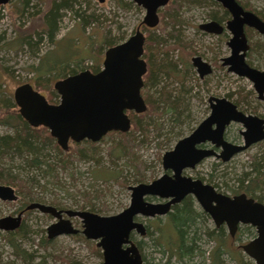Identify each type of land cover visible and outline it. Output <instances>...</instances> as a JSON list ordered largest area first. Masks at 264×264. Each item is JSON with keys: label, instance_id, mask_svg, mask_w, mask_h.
<instances>
[{"label": "rangeland", "instance_id": "374dc122", "mask_svg": "<svg viewBox=\"0 0 264 264\" xmlns=\"http://www.w3.org/2000/svg\"><path fill=\"white\" fill-rule=\"evenodd\" d=\"M51 1L59 2V0H26L31 9L28 10V15L24 13L22 16L17 10L20 0H11L5 6H0V102H7L1 104L0 115L3 111L10 110V103H14L12 93L20 85L28 83L45 97L52 93L56 94L53 89V84L57 81L54 66L81 63V67L84 68L100 64L101 69L106 50V45L103 43L105 36L113 43L119 41L121 36L127 39L144 16V10L129 0H105L102 4L96 0H78L73 10L60 11L59 30L53 43H48L44 37L32 51L27 47L20 49L16 41L18 40L17 32L28 34L36 28L40 29L42 14L32 15L30 18V12L44 11ZM241 1L253 11L264 16L262 0ZM202 2L204 3L200 5H183L180 11L183 22L182 39L190 42L191 48L196 51V56H200L212 65V74L200 80L193 68H188L185 73L187 57L176 50L172 53L173 60L177 64L176 72L169 79H162L164 81L162 83L168 85V89L180 91L182 101L180 124L171 130L168 121L169 114L166 118L153 116L152 124L149 123L150 126L164 123V129L159 132V135H151L147 142L138 149H133V152L128 155L122 154L119 148L114 146V143L118 141L117 136L106 135L96 143L94 148L96 155L93 159L77 160L67 171L56 169L52 177L43 175L21 158H0V167L17 176V179L24 180L33 195L32 201H23L22 194L18 195L17 202L0 201V218L12 216L24 202L45 205L55 203L61 210L74 211H88L90 207L86 203H89L92 211L100 216L120 213L129 204L128 188L140 183H150L160 177L164 172L161 167L162 155L172 150L180 139L187 137L208 116L207 99L210 96L226 98L227 94L233 93L231 101L234 102L238 99L237 94L246 93L247 103L241 104L240 110L264 119V101L257 100L250 83L244 78L228 73L225 68L219 67L220 59L229 55V49L226 47L229 34L213 36L198 30L199 24L210 20L209 14L214 12L218 15L220 12L214 0H203ZM75 10L78 12L75 13ZM92 14L98 17V21L83 23V18ZM251 41L264 44V37L253 32ZM99 46L101 47L100 52H98ZM257 47L260 48L258 53L252 54L247 61L253 67L264 70V46ZM214 62H217V66L213 65ZM84 70L90 71L87 68ZM162 83L160 82V86L163 85ZM149 92L153 93L154 89L150 88ZM55 101H59V96ZM241 129L240 124L229 125L225 139L230 143L242 144V137L239 133ZM11 132L10 129L0 125V136ZM73 149L74 146L71 143L69 150L64 153L72 152ZM44 152L49 153L52 159L55 158L50 149ZM253 159L264 160V141L233 156L227 163L219 164L215 158L204 159L194 169L185 170L183 175L216 186L218 192L231 197L235 195L232 192L237 188V179L250 172V162ZM133 163L142 165L140 169L143 174L142 182L137 183L136 171L138 169L134 168ZM84 194H89V202L83 198ZM254 197L264 203V187L256 192ZM154 202L156 203L157 200ZM194 208L197 212H202L198 205L195 204ZM137 220L145 223L149 228V235L146 237L133 234V241L141 243V248L138 249L144 259L143 264H212V251L216 246L220 230L213 232L211 237L206 235L207 231L215 229L209 217L204 218L205 222L201 230L199 228L201 220H198L197 235L200 238L196 242L194 255L191 259L182 261L167 259L169 254L156 243L157 232L154 231V227H165L166 216L153 219L139 217ZM72 221L74 227L81 230L80 221L78 219ZM53 222L55 220L52 217L41 214L37 210L25 213L20 227L21 234L16 235L14 240L21 250L31 257L30 260H23L16 256L4 240L5 235L10 232L0 230V264H68L73 262L75 264H98L102 261V255L101 257L98 255L101 251L96 247V242L76 239L79 236L83 238L79 234H76L77 237L59 236L48 240L47 244H43L44 247L40 246L41 240L46 239V228ZM219 229H223L222 238L226 246V252L220 257L222 263L254 264L242 252L240 246L253 239L255 230L248 226H239L232 238L225 226ZM170 235L169 232L164 231L163 239Z\"/></svg>", "mask_w": 264, "mask_h": 264}, {"label": "water", "instance_id": "95a60500", "mask_svg": "<svg viewBox=\"0 0 264 264\" xmlns=\"http://www.w3.org/2000/svg\"><path fill=\"white\" fill-rule=\"evenodd\" d=\"M11 0H0L5 6ZM104 3V0H96ZM145 10L142 24L154 28L158 24L157 10L169 0H131ZM228 10L232 19L227 29L232 38L227 43L230 56L222 59L228 72L247 78L259 99H264V71L250 67L244 61L248 50L243 26L254 28L264 34V22L250 12H245L235 0H216ZM207 33L220 34L222 28L215 22L200 25ZM144 36L137 28L125 41L109 47L104 52L101 70H89L57 80L53 89L59 96L57 104H50L46 97L26 83L16 87L12 98L19 116L31 128L43 127L62 150L69 142L87 140L98 143L110 132L126 133L130 130V119L126 112L142 114L146 105L141 96L142 77L146 64L142 59ZM200 78L209 73V66L200 58H192ZM210 114L187 137L180 139L172 150L161 157L163 174L150 183H140L128 188V206L112 216H100L89 211L57 210L41 203H30L27 211L37 210L54 220L47 227V239L59 236L81 234L86 240L95 241L100 249L102 261L98 264H143L142 255L130 238L132 233L146 236V226L138 221L164 217L171 207L191 196L200 209L208 215L215 228L225 226L230 237H234L238 226L249 225L255 229V237L241 245L242 252L254 264H264V204L248 198L245 194L227 196L212 185L183 175L187 169H194L202 160L214 157L222 163L243 152L250 146L264 140V121L256 116H246L226 98L208 99ZM231 122L241 124L242 144L224 140L225 127ZM214 126V128H213ZM210 143L220 148L201 149L200 145ZM156 198L159 202L146 199ZM18 199L12 187L0 185V201L13 202ZM65 216V218L63 217ZM80 220L81 230L74 228L70 219ZM21 214L0 218V230L13 232L19 228Z\"/></svg>", "mask_w": 264, "mask_h": 264}, {"label": "trees", "instance_id": "16d2710c", "mask_svg": "<svg viewBox=\"0 0 264 264\" xmlns=\"http://www.w3.org/2000/svg\"><path fill=\"white\" fill-rule=\"evenodd\" d=\"M203 1V0H202ZM201 0H174L168 7H166L160 14L161 24L157 28L158 32L149 31L144 44L143 58L147 63V73L143 77V98L148 106L145 113L136 115L129 112V116L132 122V130L126 133H109L107 135L114 134L117 136L118 141L114 143V146L118 147L119 150L124 155H128L133 152V149H138L143 143L150 139L151 135L158 134L164 129V123L158 125L150 126L153 122L152 117L156 116L158 118H166L169 114L170 129L179 125L182 121V111H181V94L180 91H174L168 89L166 84H163L162 79H169L173 74H175L177 69L176 61L173 60L172 53L180 51L184 53L187 51L188 56L193 52L190 42L184 41L182 39V25L183 22L180 16V8L183 5H200ZM78 3V0H59V2L51 1L46 9L42 12H30V18L32 15H40L41 26L40 29L31 31L28 34L18 33L17 44L21 48L27 47L32 51L36 48L38 43H41L42 38L45 37L48 43H53L55 36L58 32V23L60 16V11L63 10H73L74 6ZM27 5L26 0H20V6L17 8L19 15L22 16L24 13L28 15V10H30ZM75 13L78 10L74 11ZM225 13V12H224ZM226 14V13H225ZM212 19L221 22L225 16L217 18L215 14L210 15ZM83 23L97 22L98 17L95 15H87L83 18ZM108 33V32H106ZM36 37V40H35ZM124 36H121L119 41L112 42L106 36L104 38V44L106 48L111 47L124 40ZM98 49V48H97ZM96 49V50H97ZM101 47L99 46L98 52H100ZM260 49V48H259ZM258 47H252L251 52L258 53ZM262 49V48H261ZM187 56V65L185 66V73L187 69L191 68L189 63V57ZM56 70L55 78L57 80L64 79L68 76L77 74L84 69H90L92 73H97L100 71V64L92 65L91 67H81V63H76L74 65H58L54 66ZM39 69V68H38ZM41 70V68H40ZM185 74L183 73V76ZM160 82L163 84L160 86ZM182 85V84H181ZM153 88L154 92L150 93L149 89ZM237 94V93H236ZM238 99L234 101L237 106L247 103V94L239 93ZM233 93H230L226 97L231 100ZM57 95L53 94L46 97L49 103H57ZM7 103L6 101L0 102ZM9 103V102H8ZM2 108V107H0ZM150 123V124H149ZM0 125L10 129L12 132L0 136V158H11L18 157L23 161L27 162L30 167H33L43 173L45 176H53L56 169H63L67 171L73 162L79 160L83 161L87 158L93 159L96 155L95 145L89 141H83L80 144H74V149L72 152L64 153L55 143V141L49 136V132L43 128H31L26 122L19 116L17 107L14 103H10V110L3 111L0 115ZM154 127V128H153ZM155 136V135H154ZM102 140V139H101ZM84 144V146L82 145ZM53 151L55 158L49 157V153H45L44 150ZM50 152V151H48ZM52 160V162H50ZM52 163V164H51ZM134 168L138 169L137 176L138 181L142 182V169L141 164L133 163ZM144 166V165H143ZM250 172L242 175V177L237 179V188L232 193L237 195L240 193H245L248 197L254 198L258 202H262L258 198L254 197V194L260 191L264 187V160L263 159H253L250 162ZM72 175V174H71ZM70 175V176H71ZM0 185L11 186L15 189L18 195H23V201H28L33 199V195L30 187L27 186L24 180L17 179V176L12 175L11 172L5 171L0 167ZM213 186V185H212ZM216 188V186H213ZM83 198L89 202V194L82 195ZM30 202V201H29ZM28 204L22 203V207H26ZM90 207L88 211H92V207L89 203H86ZM52 207L57 210L60 209L55 203H51ZM82 209V208H80ZM208 216L203 212H197L194 208V202L191 196L185 197L179 204L172 207L171 212L166 216L167 223L166 226H155L154 231L157 232L156 243L163 247V249L169 254L167 259H175L177 261H182L184 259H191L194 255L196 249V242L199 241L198 230L203 226L205 220L204 218ZM198 220L200 227L197 228ZM21 227V226H20ZM16 229L13 232L5 235V242L13 249V253L21 257L23 260H30L31 257L27 256L23 252L20 246L17 244L15 239L16 235L21 234V228ZM222 227V226H220ZM219 227V228H220ZM250 229H253L251 226ZM215 228L213 231H207L206 235L211 237L213 232L220 230V235L216 239V246L212 251V264H223L220 257L226 252V246L222 238L224 232L223 229ZM167 231L171 235L168 238L163 239V232ZM149 235V228L146 226V236ZM76 236V235H73ZM145 236V237H146ZM77 237V236H76ZM76 239H80L84 242V238L81 236ZM48 240L45 238L41 240L40 246L47 244ZM138 248H141V243L137 242ZM98 255L101 257L100 252ZM168 260V262H169ZM144 261V259H143ZM68 264H75L68 263ZM240 264H248L246 262H240Z\"/></svg>", "mask_w": 264, "mask_h": 264}, {"label": "flooded vegetation", "instance_id": "af4514ba", "mask_svg": "<svg viewBox=\"0 0 264 264\" xmlns=\"http://www.w3.org/2000/svg\"><path fill=\"white\" fill-rule=\"evenodd\" d=\"M130 2H132L131 0H129ZM174 0H169V2L164 6V7H162V8H159L158 10H157V16H158V19H159V21H158V24L154 27V28H147L145 25H143L142 24V20H143V18H144V16H145V10H144V16H143V18H142V20H141V22L136 26V28L133 30V33L131 34V35H133L134 33H135V31H136V29L138 28L139 30H140V32H142V34H143V36H144V44H145V41H146V37H147V35H148V30L149 31H158L157 30V28L160 26V24H161V18H160V14H161V12L166 8V7H168L172 2H173ZM263 2H264V0H262ZM104 2H105V0H104ZM235 2L243 9V11H245V12H250V13H252L253 15H255L258 19H260L262 22H264V16H262L260 13H257V12H255V11H253L250 7H248L247 5H246V3H244V2H242L241 0H235ZM133 4H135L134 2H132ZM214 3H216L215 5H217L218 7H219V9H220V12H221V14H220V12H219V14L217 15V14H215L214 12H212L211 13V15H213V14H215L216 16H217V18H219V17H222V16H225V18H223L222 19V21L221 22H218L217 21V19L216 20H214V19H212L211 18V16H210V14H209V18H210V20L209 21H207V22H205V23H202V24H199L198 26H197V28H198V30L200 31V32H204V33H206V34H208V35H213V36H223V35H225V34H229V38H228V40H227V42H226V47L229 49V55L228 56H226V57H224V58H222V59H225V58H228L229 56H230V48L228 47V45H227V43L229 42V40L232 38V34L230 33V31L227 29V22L228 21H230L231 19H232V16H231V14L228 12V10L227 9H225L222 5H221V3H219V2H217L216 0H214ZM99 4H102V3H99ZM136 5V4H135ZM137 6V5H136ZM137 7H139V6H137ZM182 7L183 6H181V8H180V11H181V9H182ZM141 8V7H140ZM226 14H225V13ZM211 22H215L216 24H218L221 28H222V31H221V33L220 34H213V33H207V32H205V31H203V30H201L200 28H199V26L200 25H203V24H207V23H211ZM253 32H255L257 35H259V36H261V37H264V34H260L258 31H256L254 28H251V27H248V26H246V25H244L243 26V33H244V35H245V38H246V41H247V45H248V50L245 52V57H244V61L246 62V64H248L250 67H252V68H254V69H256V70H258V71H264V70H260V69H257V68H255V67H253L248 61H247V58H250L251 56H252V54H254L253 53V51L251 52V48L252 47H257V46H264V44H259V43H256V42H252L251 41V38H252V34H253ZM130 35V36H131ZM129 36V37H130ZM128 37V38H129ZM126 39L124 38V40L123 41H125ZM123 41H121V42H123ZM121 42H119V43H121ZM119 43H117V44H119ZM117 44H115V45H117ZM144 44H143V53H144ZM115 45H113V46H115ZM112 47V46H111ZM109 48V47H108ZM107 49V48H106ZM192 50H193V52H192V54L190 55V56H188V53H182V54H185V56L187 57H189V63H190V66H191V69L193 68L194 70H195V72H196V74H197V76H198V78L201 80V79H203L204 77H206V76H208V75H210V74H212V72H213V67H212V65L211 64H209L208 62H206V61H204L200 56H196V51L194 50V48H192ZM106 51V50H105ZM194 57H198V58H200L201 59V61L202 62H204V63H206L208 66H209V73L208 74H206V75H204L202 78H200V76H199V74L197 73V71H196V68L193 66V64H192V58H194ZM103 59H104V57H103ZM142 59L144 60V62H145V64H146V73H147V63H146V60L143 58V54H142ZM222 59H220V65H219V67H223V68H225L226 69V71L228 72V66H223V62H222ZM214 66L216 65L217 66V62H214V64H213ZM101 70V69H100ZM91 72V71H90ZM145 73V74H146ZM228 73H230V72H228ZM145 74H144V76H145ZM231 74H233V73H231ZM235 75V74H234ZM143 76V77H144ZM237 76V75H236ZM143 77H142V81H143ZM238 77V76H237ZM240 78H244L245 80H247L249 83H250V85L252 86V90H253V92L256 94V96H257V100H259V101H264V99H259V97H258V94L255 92V90H254V88H253V84L247 79V78H245V77H240ZM144 85V84H143ZM143 89H144V86L142 87V89H141V96H142V98H143V94H142V92H143ZM252 90H250V92H252ZM230 94V93H229ZM229 94H227V95H229ZM226 95V96H227ZM210 97H213V96H210ZM210 97H208V99L210 98ZM263 97H264V94H263ZM217 98V97H216ZM208 99H207V104H208V108H209V103H208ZM226 99L227 100H229L230 102H232L229 98H227L226 97ZM232 99V98H231ZM143 100H144V98H143ZM58 103V102H57ZM57 103H50V104H57ZM144 103H145V105H146V111H147V109H148V106H147V104H146V102H145V100H144ZM234 105H236L234 102H232ZM236 107H237V109H238V107L239 106H237L236 105ZM240 112H242L243 114H245L246 116H248V115H251V116H256V117H258V118H260V119H262L263 121H264V119L263 118H261V117H259V116H257V115H252V114H246V113H244L243 111H241L240 110V107H239V109H238ZM145 111V112H146ZM251 111H253V109H251ZM129 112H131V111H127L126 112V114H127V116H128V118L130 119V130L128 131V132H130L131 130H132V122H131V118H130V116H129ZM144 112V113H145ZM132 113H134V112H132ZM135 114V113H134ZM143 114V113H142ZM209 114H210V108H209ZM209 114H208V116H209ZM136 115H140V114H136ZM207 116V117H208ZM206 117V118H207ZM205 118V119H206ZM203 121V120H202ZM201 121V122H202ZM231 124H233V122H231L229 125H231ZM235 124H238V123H235ZM228 125V126H229ZM241 125V124H240ZM228 126H226L225 127V130H224V134H223V138H224V140H226L225 139V134H226V130H227V128H228ZM242 126V125H241ZM213 128H214V126H213ZM244 130V128L242 127V129H241V131H243ZM240 131V132H241ZM193 132V131H192ZM191 132V133H192ZM239 132V133H240ZM110 133H117V132H110ZM109 134V133H108ZM240 136H241V134H240ZM105 137V136H104ZM103 137V138H104ZM242 137V136H241ZM85 141V140H84ZM87 141V140H86ZM227 141V140H226ZM264 141V140H263ZM263 141H260V142H258V143H262ZM83 142V141H82ZM82 142H80V143H82ZM228 142V141H227ZM242 142H243V138H242ZM56 143V142H55ZM72 143V145H73V142H69V144H68V149L67 150H69V147H70V144ZM80 143H77V144H80ZM230 143V142H229ZM258 143H256V144H258ZM74 144H76V143H74ZM94 144H96V143H94ZM232 144H234V143H232ZM240 145V144H239ZM255 145V144H254ZM253 146V145H252ZM251 147V146H250ZM249 147V148H250ZM198 148H201V149H214L215 150V152L216 153H220V151H221V149L220 148H214V146H212L210 143H205V144H202V145H200ZM248 148V149H249ZM66 150V151H67ZM247 150V149H246ZM246 150H244V151H246ZM66 151H63V152H66ZM243 151V152H244ZM242 153V152H241ZM239 154V153H238ZM237 155V154H236ZM211 158H214V157H211ZM207 159V158H206ZM216 159V158H215ZM232 159V158H231ZM230 159V160H231ZM229 160V161H230ZM203 161V160H202ZM216 161H218V163L219 164H221L222 162H221V160L220 159H216ZM229 161H227V162H229ZM227 162H225V163H227ZM197 166V165H196ZM162 167V166H161ZM200 180V179H199ZM202 181V180H201ZM203 182V181H202ZM11 187V186H10ZM216 189V188H215ZM14 191H15V189H14ZM15 194L17 195V197H18V194L16 193V191H15ZM240 194H245V193H240ZM246 195V194H245ZM247 196V195H246ZM248 197V196H247ZM248 198H250V197H248ZM18 199H19V197H18ZM18 199L16 200V201H13V202H17L18 201ZM193 199V198H192ZM252 199H254V198H252ZM147 201H150V202H154L155 200H157L156 198H148V199H146ZM255 200V199H254ZM256 201V200H255ZM157 202H159V200H157ZM193 202H194V205L196 204V202L193 200ZM258 202V201H257ZM10 203V202H9ZM260 203H262V202H260ZM264 204V203H263ZM197 205V204H196ZM175 206V205H174ZM174 206H172V207H174ZM172 207H171V210H172ZM200 208V207H199ZM26 209V207H22V205L21 206H19L17 209H16V211H14V213H13V215L11 216V217H15V216H17V215H19V214H21V223H20V226H21V224L23 223V221H24V217H25V213L26 212H28L27 210H25ZM59 210H61V209H59ZM30 211V210H29ZM61 211H65V210H61ZM80 211H84V210H80ZM202 211V210H201ZM90 212V211H89ZM171 212V211H170ZM169 212V213H170ZM203 212V211H202ZM92 213H94V212H92ZM168 213V214H169ZM204 213V212H203ZM96 214V213H95ZM167 214V215H168ZM166 215V216H167ZM207 215V214H206ZM208 216V215H207ZM6 217V216H5ZM51 217V216H50ZM63 217L65 218V216L63 215ZM3 218V217H2ZM158 218V217H157ZM73 219H77V218H72V219H70V222H71V224L73 225V227H74V223H73ZM79 220V219H78ZM56 221V220H55ZM80 221V220H79ZM54 223V222H53ZM53 223H51V224H53ZM50 224V225H51ZM145 224V223H144ZM49 225V226H50ZM19 226V227H20ZM146 226V225H145ZM240 226H242V225H240ZM243 226H249V225H243ZM239 227V226H238ZM18 229V228H17ZM254 229V228H253ZM46 230H47V228H46ZM255 230V229H254ZM3 232H5V231H3ZM133 234L134 233H132L131 234V236H130V238L133 240ZM79 235H81L80 233H79ZM254 237H255V235H254ZM253 237V238H254ZM84 238V237H83ZM46 240H48L47 239V231H46ZM52 240V239H51ZM134 243H136V242H134ZM138 247V246H137Z\"/></svg>", "mask_w": 264, "mask_h": 264}]
</instances>
